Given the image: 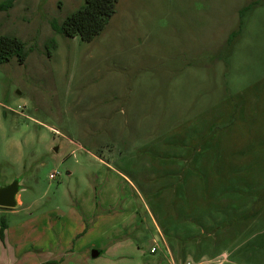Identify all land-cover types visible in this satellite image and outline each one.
<instances>
[{"label": "rangeland", "instance_id": "rangeland-1", "mask_svg": "<svg viewBox=\"0 0 264 264\" xmlns=\"http://www.w3.org/2000/svg\"><path fill=\"white\" fill-rule=\"evenodd\" d=\"M84 4L0 11L25 52L0 65V183L22 187L0 264H264V0H116L91 41L54 30Z\"/></svg>", "mask_w": 264, "mask_h": 264}, {"label": "trees", "instance_id": "trees-1", "mask_svg": "<svg viewBox=\"0 0 264 264\" xmlns=\"http://www.w3.org/2000/svg\"><path fill=\"white\" fill-rule=\"evenodd\" d=\"M12 1L4 0L0 2V11L9 9L12 6ZM115 2L116 0H85L82 8L68 15L61 25L52 22V27L65 36L78 35L82 41H91L101 32L108 18L113 14ZM14 56L20 63L24 62V42L16 36L0 35V65L10 61ZM219 178L216 182L220 180ZM240 183L248 185L243 178L238 184ZM205 191H207V188ZM6 227L5 220L1 218V238H3Z\"/></svg>", "mask_w": 264, "mask_h": 264}, {"label": "water", "instance_id": "water-1", "mask_svg": "<svg viewBox=\"0 0 264 264\" xmlns=\"http://www.w3.org/2000/svg\"><path fill=\"white\" fill-rule=\"evenodd\" d=\"M20 182V179L16 177L9 182L0 183V207L15 208L18 205L17 195L22 188ZM90 254L95 257L99 255V251L92 248Z\"/></svg>", "mask_w": 264, "mask_h": 264}, {"label": "built area", "instance_id": "built-area-1", "mask_svg": "<svg viewBox=\"0 0 264 264\" xmlns=\"http://www.w3.org/2000/svg\"><path fill=\"white\" fill-rule=\"evenodd\" d=\"M55 175H56V173L55 172H51L50 174H49V178H54L55 177ZM155 250H156V247L155 246H152L151 247V249H150V252H155ZM203 262H191V261H185V262H183L182 264H202Z\"/></svg>", "mask_w": 264, "mask_h": 264}, {"label": "crops", "instance_id": "crops-1", "mask_svg": "<svg viewBox=\"0 0 264 264\" xmlns=\"http://www.w3.org/2000/svg\"><path fill=\"white\" fill-rule=\"evenodd\" d=\"M20 201V199H18ZM7 228V227H6ZM5 231V230H4ZM152 253V252H151Z\"/></svg>", "mask_w": 264, "mask_h": 264}]
</instances>
